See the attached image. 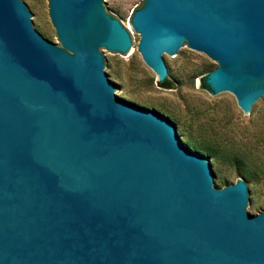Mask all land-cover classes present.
Wrapping results in <instances>:
<instances>
[{"label": "water", "instance_id": "obj_1", "mask_svg": "<svg viewBox=\"0 0 264 264\" xmlns=\"http://www.w3.org/2000/svg\"><path fill=\"white\" fill-rule=\"evenodd\" d=\"M110 1L49 0L66 52L0 0V264H264L253 186L224 188L172 119L123 101L104 52L129 60L136 39ZM130 26L159 82L190 48L219 100L264 103V0H145Z\"/></svg>", "mask_w": 264, "mask_h": 264}, {"label": "rangeland", "instance_id": "obj_2", "mask_svg": "<svg viewBox=\"0 0 264 264\" xmlns=\"http://www.w3.org/2000/svg\"><path fill=\"white\" fill-rule=\"evenodd\" d=\"M23 1L36 11L40 31L67 52L53 26L49 0ZM144 5L145 0L107 2L110 15L136 39V53L129 60L104 52L109 76L127 91L123 101L172 119L192 147L206 150L207 145L217 146L220 156L216 165L224 188L240 179L230 164L231 157H242L249 162L257 172L252 186L258 197V208L250 212L260 213L264 209V103L256 108L252 118L237 105L235 98L219 100L215 93L201 85L218 64L190 48L182 58H168L175 73L169 80L172 89L159 87L158 75L146 65L138 51V34L130 29L134 12ZM195 140L203 142L197 146L193 143Z\"/></svg>", "mask_w": 264, "mask_h": 264}, {"label": "trees", "instance_id": "obj_3", "mask_svg": "<svg viewBox=\"0 0 264 264\" xmlns=\"http://www.w3.org/2000/svg\"><path fill=\"white\" fill-rule=\"evenodd\" d=\"M201 84H202L203 88L208 89V87L206 86V84L204 82V79L202 80ZM158 86L161 88H164V89H172V84L170 83V81L168 79H165L163 82H158ZM189 141L188 140L185 141L186 142L185 144L194 153H197L206 159H214L215 162H216V160H218L220 153H219V149L217 146L210 144V145H207L208 147L206 150L202 149V147H201V149H197V148L192 147L190 145ZM201 142H203V141L198 142L195 140L193 143H195L197 146H200L199 144ZM231 158H232V160H231L230 164L238 172V177L242 178L245 181V183L247 185L248 194H250V193L252 194L251 186H252L253 182L256 180L257 172L254 170V167L249 162H247L245 159H243L242 157H235L234 156Z\"/></svg>", "mask_w": 264, "mask_h": 264}, {"label": "flooded vegetation", "instance_id": "obj_4", "mask_svg": "<svg viewBox=\"0 0 264 264\" xmlns=\"http://www.w3.org/2000/svg\"><path fill=\"white\" fill-rule=\"evenodd\" d=\"M166 79H168V78H166ZM204 80H205V79H204ZM201 85H202V84H201ZM262 97H263V96H262ZM262 97H261V98H262ZM261 98H260V99H261ZM260 99H259V100H260ZM256 102H257V101H256ZM256 102H255V103H256ZM255 103H254V104H255ZM254 104H253V105H254ZM253 105H252V107H253ZM251 109H252V108H251Z\"/></svg>", "mask_w": 264, "mask_h": 264}, {"label": "bare ground", "instance_id": "obj_5", "mask_svg": "<svg viewBox=\"0 0 264 264\" xmlns=\"http://www.w3.org/2000/svg\"><path fill=\"white\" fill-rule=\"evenodd\" d=\"M215 79V77L213 76V80ZM213 80H212V82H213Z\"/></svg>", "mask_w": 264, "mask_h": 264}, {"label": "built area", "instance_id": "obj_6", "mask_svg": "<svg viewBox=\"0 0 264 264\" xmlns=\"http://www.w3.org/2000/svg\"><path fill=\"white\" fill-rule=\"evenodd\" d=\"M127 29V28H126ZM130 29H131V27H130ZM127 30H129V29H127ZM132 30V29H131ZM129 32V31H128Z\"/></svg>", "mask_w": 264, "mask_h": 264}]
</instances>
